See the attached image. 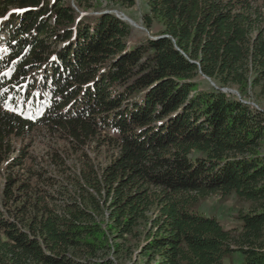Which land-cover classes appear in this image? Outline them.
<instances>
[{"label":"trees","instance_id":"16d2710c","mask_svg":"<svg viewBox=\"0 0 264 264\" xmlns=\"http://www.w3.org/2000/svg\"><path fill=\"white\" fill-rule=\"evenodd\" d=\"M104 1L0 0V264H264V0Z\"/></svg>","mask_w":264,"mask_h":264},{"label":"rangeland","instance_id":"374dc122","mask_svg":"<svg viewBox=\"0 0 264 264\" xmlns=\"http://www.w3.org/2000/svg\"><path fill=\"white\" fill-rule=\"evenodd\" d=\"M95 2V0H93ZM102 7L105 10H110L115 12L118 16L127 17V21L131 26H133L135 33L134 38H145L149 35H152L151 32L145 25L144 15L148 11V3L146 0H135V5L132 7H117L111 5V9L109 3L104 1L102 3ZM95 8V7H94ZM90 12H94V9L91 8ZM131 20V21H130ZM135 24V25H134ZM158 29V27H155ZM209 80V79H208ZM212 83L211 80H209ZM202 86H207L208 82H201ZM225 91L240 95L239 92L235 88L225 89ZM243 99V98H242ZM244 100V99H243ZM246 102L250 103L252 107H256L259 109H264V95H261L256 91L253 93V97L251 99H246ZM42 147L37 148V151H40V155L45 154L42 151ZM248 204L239 200L236 194H230L228 196H223L221 194H213L210 195L201 205V212L206 216H214L216 217L225 227L228 228H239L240 221L237 219V215L241 210L247 211ZM133 250L130 255H121V254H113L110 253V257L114 260V264H155L154 261L148 262L146 257L141 255V247L140 244L133 243ZM234 261L239 262L241 259V255L236 253L233 258ZM231 258H227L225 260L226 264H229L232 260Z\"/></svg>","mask_w":264,"mask_h":264},{"label":"water","instance_id":"95a60500","mask_svg":"<svg viewBox=\"0 0 264 264\" xmlns=\"http://www.w3.org/2000/svg\"><path fill=\"white\" fill-rule=\"evenodd\" d=\"M122 19L124 20H127L128 18L127 17H123V16H120ZM129 20V19H128Z\"/></svg>","mask_w":264,"mask_h":264},{"label":"bare ground","instance_id":"6f19581e","mask_svg":"<svg viewBox=\"0 0 264 264\" xmlns=\"http://www.w3.org/2000/svg\"><path fill=\"white\" fill-rule=\"evenodd\" d=\"M131 21V20H130ZM135 25V24H134Z\"/></svg>","mask_w":264,"mask_h":264}]
</instances>
